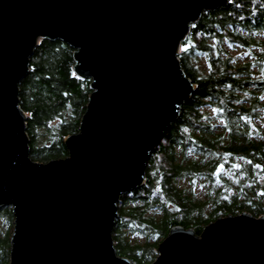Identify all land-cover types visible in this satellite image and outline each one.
Listing matches in <instances>:
<instances>
[{
	"label": "water",
	"instance_id": "95a60500",
	"mask_svg": "<svg viewBox=\"0 0 264 264\" xmlns=\"http://www.w3.org/2000/svg\"><path fill=\"white\" fill-rule=\"evenodd\" d=\"M229 0H0V206L13 215L8 264H132L111 231L122 192L196 84L178 56L190 24ZM43 38L74 49L90 78L65 157L29 155L19 81ZM150 264H264V214L220 216L200 234L173 226Z\"/></svg>",
	"mask_w": 264,
	"mask_h": 264
},
{
	"label": "trees",
	"instance_id": "16d2710c",
	"mask_svg": "<svg viewBox=\"0 0 264 264\" xmlns=\"http://www.w3.org/2000/svg\"><path fill=\"white\" fill-rule=\"evenodd\" d=\"M182 44L180 63L196 87L150 153L145 182L122 192L111 231L116 252L132 264H150L175 225L200 234L220 216L264 214V0L203 10ZM235 45L248 48L249 57L234 58ZM73 51L60 39L39 40L19 81L33 160L65 157L64 137L79 130L90 78L74 75ZM200 53L206 68L193 64ZM196 180L200 192L193 189ZM11 213L0 206V228ZM4 252L0 264H8Z\"/></svg>",
	"mask_w": 264,
	"mask_h": 264
},
{
	"label": "rangeland",
	"instance_id": "374dc122",
	"mask_svg": "<svg viewBox=\"0 0 264 264\" xmlns=\"http://www.w3.org/2000/svg\"><path fill=\"white\" fill-rule=\"evenodd\" d=\"M249 55H250V52H249L248 48L240 46V45H235L234 50H232V56L234 58H236L238 61H242V60L247 59L249 57ZM193 64L197 68H206V66H207V64H206V62L204 60V56H202L201 53L194 60ZM80 79H82V78H80ZM72 104H68V106H69L68 107V115L69 116L74 111V108H76L75 104H73V105ZM37 133H40V130H37ZM200 182L201 181L196 180L194 182V184H193V189L196 192L202 191V186L200 185ZM10 210H11V208H10ZM12 217H13V215H12ZM2 220H3V218L0 217V222H2ZM12 226H13V219H11V217L8 216V217H5L3 225L0 228V250H1L2 253H5L4 251L6 250L7 263H8V254H9L10 236H11ZM129 236H130V239H137L139 242H142L143 239H144L143 236H137L136 234H130ZM2 249H4V250H2ZM156 254H157V249H156ZM125 257H128V256H125Z\"/></svg>",
	"mask_w": 264,
	"mask_h": 264
},
{
	"label": "snow or ice",
	"instance_id": "6c2138e0",
	"mask_svg": "<svg viewBox=\"0 0 264 264\" xmlns=\"http://www.w3.org/2000/svg\"><path fill=\"white\" fill-rule=\"evenodd\" d=\"M249 163H251V162H249ZM233 167H234V168H237V167H239V166H238V165H233ZM256 167H259V166L257 165Z\"/></svg>",
	"mask_w": 264,
	"mask_h": 264
}]
</instances>
